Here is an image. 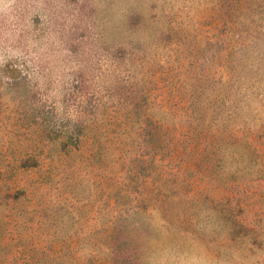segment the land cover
<instances>
[{
    "label": "rangeland",
    "instance_id": "1",
    "mask_svg": "<svg viewBox=\"0 0 264 264\" xmlns=\"http://www.w3.org/2000/svg\"><path fill=\"white\" fill-rule=\"evenodd\" d=\"M0 264H264V0H0Z\"/></svg>",
    "mask_w": 264,
    "mask_h": 264
}]
</instances>
